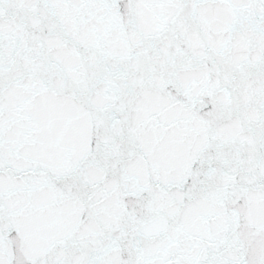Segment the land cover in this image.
<instances>
[{"label":"snow or ice","instance_id":"1","mask_svg":"<svg viewBox=\"0 0 264 264\" xmlns=\"http://www.w3.org/2000/svg\"><path fill=\"white\" fill-rule=\"evenodd\" d=\"M0 264H264V0H0Z\"/></svg>","mask_w":264,"mask_h":264}]
</instances>
